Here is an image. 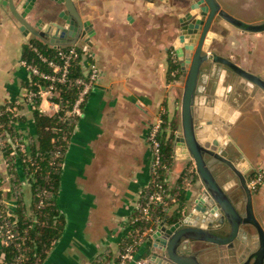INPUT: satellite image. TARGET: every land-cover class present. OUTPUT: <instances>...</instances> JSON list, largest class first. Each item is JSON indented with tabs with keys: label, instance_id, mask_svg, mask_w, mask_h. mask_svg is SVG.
<instances>
[{
	"label": "crops",
	"instance_id": "crops-1",
	"mask_svg": "<svg viewBox=\"0 0 264 264\" xmlns=\"http://www.w3.org/2000/svg\"><path fill=\"white\" fill-rule=\"evenodd\" d=\"M180 1L188 0L77 1L82 19L89 21L92 30L89 44L86 43L88 62L97 66L99 74L81 115L69 125V140L55 193L64 225L61 236L40 264H91L101 255L117 259L136 215L140 193L150 180L151 151L147 137L157 120L167 128L164 136L171 148L169 182L176 191H184L182 202L178 201L177 207L173 205L166 215L174 216V209L202 190L194 173L192 178H186V173L193 169V161L184 152L175 151V139L181 132L183 77H178L175 64L179 62L173 56L172 46L178 39L179 20L186 9ZM218 1L240 19L249 22L264 19V0ZM34 3V16L35 8L41 11L42 4L64 7L55 0ZM41 14L45 13L36 14V18L45 21L53 17ZM171 16L177 18L178 24H172ZM211 30L217 35L211 41V50L264 78V31H242L222 20L212 25ZM31 40L33 37L21 30L9 7L0 2V108L16 103L14 116L20 122L15 129L24 132L33 123L36 112L21 104L26 73L20 60ZM81 67H86V61ZM210 78L199 80L196 102L199 101L201 116L211 115V127L221 130L223 126L216 120L226 121L229 129L223 134L230 141L233 140L230 129L236 134L240 127H261L259 117L264 115V101L241 102L237 89L242 85L249 94L258 88L239 77H233L234 81L225 86L226 75H221L209 92ZM207 98L211 99L209 106L205 105ZM41 107L42 114L52 116L49 102L41 101ZM220 111L225 118L218 116ZM255 160L264 163V158ZM15 173V183L22 185L21 207L27 209L32 189L19 162ZM12 184L0 152V194L9 198Z\"/></svg>",
	"mask_w": 264,
	"mask_h": 264
},
{
	"label": "water",
	"instance_id": "water-1",
	"mask_svg": "<svg viewBox=\"0 0 264 264\" xmlns=\"http://www.w3.org/2000/svg\"><path fill=\"white\" fill-rule=\"evenodd\" d=\"M55 1L62 3L63 9H59L55 5L42 6L40 7L41 11L35 8L37 12L34 16L32 12L35 0H0L2 4L9 7L12 15L19 22L21 30L25 34L31 35L33 40L49 44L54 48L76 45L82 50H88L87 44H89L92 30L89 29V21H84L78 10L77 1L81 0ZM190 2V10L193 7L202 6L197 8L200 9V17L192 19L187 24L185 22L190 18L189 13L180 18L179 36L172 46V53L178 59L181 69L183 71L185 69L180 104L181 132L175 139V151L177 153L184 152L188 158L194 161L202 190L193 197L186 198L179 205L173 224H167L165 219L157 224L152 234L153 252L150 255L147 254L148 260L145 264H210L201 260L200 251L196 249L197 243L207 242L219 245L230 243L241 231V225L247 223L258 228L260 247L255 253V260L252 263L242 264H263L264 231L253 215L250 195L247 194L246 216L240 215L212 172L210 164L214 160L208 161L203 156L205 152L213 154L217 160L238 173L239 170L235 168L236 166L231 160L222 154L228 136L223 134L218 138L217 132H215L217 128L211 127V121L205 120L211 115L201 116L194 104L200 68L202 63L208 59L225 66L240 79L256 85L264 93V79L261 76L239 67L217 53H211V55L206 53L210 42L217 36L211 30V26L215 23L218 24L220 20L242 31L257 33L264 31V19L259 22L240 19L223 8L218 0H190ZM42 12L45 13L41 14L44 16L53 15L52 19L44 21L41 18H36V14L39 15ZM215 111L217 112L216 108ZM218 116L225 118L221 111ZM219 124L223 128H227V126ZM222 133L223 131L220 132L221 135ZM206 139L213 140L215 144L203 146L202 142ZM215 139H218L221 145H217ZM225 225H228L230 229L226 236L220 235L214 230V227L224 230ZM158 251L162 253H158Z\"/></svg>",
	"mask_w": 264,
	"mask_h": 264
},
{
	"label": "built area",
	"instance_id": "built-area-1",
	"mask_svg": "<svg viewBox=\"0 0 264 264\" xmlns=\"http://www.w3.org/2000/svg\"><path fill=\"white\" fill-rule=\"evenodd\" d=\"M48 46L53 49L50 53L42 52L37 46L30 45L35 58L20 60L26 73L21 104L41 114L44 111L41 101L46 100L51 105L53 110L51 117L55 120L51 132L59 133V138L53 139V148L48 152L47 159L51 166V171L48 173L54 175L60 172L69 125L81 115L86 97L96 84L99 70L94 63L88 62L90 53L76 45L58 48ZM85 61L86 67L83 68L81 65ZM77 67L78 71H75ZM17 108L18 105L15 103L12 111L15 113ZM166 129L161 120H157L149 129L147 139L151 151L150 180L140 193L136 215L131 220L127 238L123 241L117 259L112 264H145L148 257L141 255L140 252L147 242L152 241V234L157 224L177 202V192L168 178L169 163L161 149L160 137L165 134ZM34 145L35 139L27 131L15 128L9 130L8 126L4 127L3 123H0V152L4 155V164L9 177L13 180L10 197L6 198L0 194V246L13 245L16 248L17 253L12 264H19L26 258L25 243L29 238L30 229L34 225L45 223L39 219L37 213L46 206L55 205L52 178L46 173L43 176L46 184L38 185L32 194L35 198L32 217H24L23 214L18 213L22 204V190L19 189L22 185L15 183L16 163L25 165L27 169L36 167L38 152H35ZM193 169L186 173L187 179L192 178ZM258 178V176L251 178L249 184L254 186ZM19 216L22 217L21 222ZM19 223L25 226L20 228ZM55 241H51L50 246H53ZM91 264L105 263L95 259Z\"/></svg>",
	"mask_w": 264,
	"mask_h": 264
},
{
	"label": "flooded vegetation",
	"instance_id": "flooded-vegetation-1",
	"mask_svg": "<svg viewBox=\"0 0 264 264\" xmlns=\"http://www.w3.org/2000/svg\"><path fill=\"white\" fill-rule=\"evenodd\" d=\"M201 7L202 6L199 5L198 7H193L191 10L190 7L188 8V10H185L183 15H185L186 13L190 14L189 15L190 18L186 20L185 24L189 23L192 19L195 18L197 19L198 17H200V13H199L200 9L198 10L197 8H201ZM206 53H208L209 55H211V53H217L211 50V42L209 45V49L207 50ZM217 54L221 55L219 53ZM173 56L176 57L174 53ZM175 65L180 73L178 74V77L182 75L184 80L183 75L185 69L183 71L178 63H176ZM213 72L219 75L217 77L216 82H218L221 75H226L227 78L228 73L232 74L231 77L235 76L238 78V75L230 71L225 66L221 65L220 63L213 62L212 59H208L207 61H204L201 65L195 95L197 94L199 88V80L204 78L205 76L211 77L210 79H212L211 75ZM216 82L214 84V87L216 86ZM254 86L258 88L256 85ZM258 90L261 89L258 88ZM261 92L263 91L261 90ZM196 97L197 96H195L194 105L196 106L197 112L200 113L201 109L199 108L198 105L199 101L198 103L196 102ZM210 102L211 99L207 98V100L205 101V105L209 106V104H211ZM231 103L233 102L231 101ZM6 105L7 104L3 105L2 107ZM260 123H261V127H255V129L250 127H240L239 131L236 134L231 129L229 131L230 136L233 138V140L226 141V145L222 154L225 157L229 158V160H231L233 165L236 166L235 168L239 170L238 172L239 174L235 173L232 169L229 168V166L217 160L213 154H208L205 152L203 156L208 161L214 160V162L212 161L210 164L212 167V172L216 177L218 183L221 186H223V189L228 194L229 198L235 205L237 212L240 215L246 216V205L248 203L247 194L250 195V203L252 206L251 209L253 215L255 216V219L257 220L259 226L264 231V163L257 162L255 160L257 158L258 159L264 158V127H263L264 115L260 119ZM222 131L219 129L215 131L217 132L218 138L223 136V133L222 135L220 134V132ZM202 132L205 133V131L203 130ZM215 141L217 145H221L218 139H215ZM234 142L237 144V146L234 144ZM202 144L204 146L205 144L214 145L215 143L213 142V140L206 139L204 140V142H202ZM232 144H234L235 147H232ZM252 157H254L255 161L253 160ZM193 168H194V176L198 177L195 171L194 161H193ZM256 176H258L259 178L256 181V184L254 186H251L249 184V180ZM260 202L262 203V206H259ZM174 222L175 221H173L172 223L167 222V224L170 225L173 224ZM214 230H216L218 234L226 236L229 233L230 229L228 225H225L224 230L215 227ZM259 237L260 236H259L258 228L252 225L251 223H247L241 225V231L238 232L237 236H235L230 241V243L219 245L215 243L198 242L196 245V249L200 251L199 256L201 260H208V258L210 259L216 258V260L214 262H211L210 264H242L245 262L252 263L255 260V253L258 251L260 247ZM145 246L146 248H148V255H150L153 252L152 241L147 242ZM158 253H162V252L158 251Z\"/></svg>",
	"mask_w": 264,
	"mask_h": 264
},
{
	"label": "trees",
	"instance_id": "trees-1",
	"mask_svg": "<svg viewBox=\"0 0 264 264\" xmlns=\"http://www.w3.org/2000/svg\"><path fill=\"white\" fill-rule=\"evenodd\" d=\"M30 45L37 46L40 51L45 53H50L53 51L48 45L42 44L37 40H31ZM24 58L27 60H32L35 58V54L30 49L29 45L24 47ZM75 71H78V67ZM76 74V73H75ZM13 104L7 103L6 106L0 109V123H3V126L9 127V130H13L15 125L20 122L18 116L13 115L12 111ZM55 125V120L52 117H48L44 114L35 112L34 121L32 124L27 125V132L32 135L35 139V152H38L37 155V166L36 167H27L23 165L24 173L27 175L28 184L32 189V194L34 189L38 186H44L46 183L43 179V176L46 173L51 171V166L49 165L48 152L53 148V139L59 138V133H52L51 128ZM161 149L164 153V156L169 160L171 148L169 143L165 140L164 134L161 135ZM69 140V133L68 138ZM62 143H64L62 141ZM65 148V146H64ZM35 169V171H33ZM61 169V168H60ZM49 175V173H48ZM52 178L53 190L56 193V189L59 181V173L49 175ZM177 202L175 203L176 207L179 202L183 200V190H177ZM35 199V198H34ZM174 205V206H175ZM175 210V211H174ZM173 215L168 216L164 215V219L168 223H172L176 220V214L178 209H174ZM20 214V212H18ZM40 220L45 221L44 225H34L29 232V238L26 240L25 247H27L26 258L21 261L19 264H40L46 255V251L50 249V243L53 240H56L61 236L64 220L63 215L56 203L54 206H46L44 209L37 213ZM20 222L22 217L19 216ZM19 227L23 228L25 224L19 223ZM147 244V243H146ZM17 250L13 245L10 246H0V264H12L14 256L16 255ZM141 255L148 254V248L144 246V249L140 252ZM37 260V261H36ZM39 260V261H38Z\"/></svg>",
	"mask_w": 264,
	"mask_h": 264
},
{
	"label": "rangeland",
	"instance_id": "rangeland-1",
	"mask_svg": "<svg viewBox=\"0 0 264 264\" xmlns=\"http://www.w3.org/2000/svg\"><path fill=\"white\" fill-rule=\"evenodd\" d=\"M181 2V4L183 5V6H186V8L187 9H185V10H188V8L189 7H187V6H190L189 4L191 3L190 2V0H188V1H180ZM42 6H45V4H42L41 5V7ZM46 6H51V5H46ZM171 22H172V24H178V22H177V18L175 17V16H171ZM206 69V68H205ZM231 75L232 74H230V73H228V77L225 79V81H224V84H225V86L226 85H228V84H231V82H233L234 81V79H233V77H235V76H233V77H231ZM212 79L210 80V89H209V92L211 91V87H212V90H213V88H214V84H215V82L217 81V77L219 76L217 73L215 74L214 72L212 73ZM239 79V78H238ZM238 89V96H239V98L241 99V102H245V100H247V99H252L253 100V102H262V101H264V93L263 92H261V90H253L251 93H249V94H246L245 93V90L243 89V87H242V85H239V87L237 88ZM243 95V96H242ZM253 104V103H252ZM249 103H247V107H249ZM263 116H260L259 117V120L262 118ZM212 118V117H211ZM211 118L209 117V118H207L206 120H209V121H211ZM217 122H219V123H223V125H227L228 123L226 122V121H222V119L221 118H218V120H216ZM198 128H202V127H198ZM217 129L219 128V127H216ZM250 128H253V127H250ZM229 129V127H227V128H223L222 127V129L221 130H224V131H226V130H228ZM253 129H255V127L253 128ZM22 198V197H21ZM27 204L29 205L28 207L29 208H27V209H23L22 207H19V210H20V213L21 214H23L24 215V217H30L32 214H33V212H32V210H33V208H34V204H35V201H34V197H33V195L32 196H30L29 197V200H28V202H27ZM24 208H25V206H24ZM17 217H18V214H17ZM32 217V216H31ZM56 242V241H55ZM49 250H47L46 252H48ZM96 261H103L105 264H112V263H114L116 260H114V259H107V258H105L104 257V255L102 256H97L96 258ZM216 260V258H208V260H205L207 263H211V262H214Z\"/></svg>",
	"mask_w": 264,
	"mask_h": 264
}]
</instances>
